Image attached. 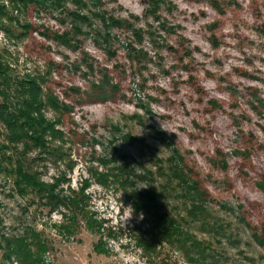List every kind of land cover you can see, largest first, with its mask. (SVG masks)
Returning a JSON list of instances; mask_svg holds the SVG:
<instances>
[{
	"label": "rangeland",
	"instance_id": "obj_1",
	"mask_svg": "<svg viewBox=\"0 0 264 264\" xmlns=\"http://www.w3.org/2000/svg\"><path fill=\"white\" fill-rule=\"evenodd\" d=\"M148 8L146 0H0V68L35 80L54 133L45 149L14 145L0 115V264H24L6 257V240L28 230L48 246L44 264H264L252 236L264 226V0ZM101 15L144 31L140 56L128 59L134 39ZM2 79L0 107L23 110L12 77L7 88ZM104 79L118 88L103 82L101 100L95 86ZM18 164L62 196L82 193L81 210L99 227L87 230L79 214L66 231L70 208L18 195L9 172ZM188 181L207 194L205 221L187 216ZM147 194L151 217L181 218L199 244L153 240L133 208ZM140 238L154 244L142 250ZM99 239L107 254L93 249Z\"/></svg>",
	"mask_w": 264,
	"mask_h": 264
},
{
	"label": "trees",
	"instance_id": "obj_2",
	"mask_svg": "<svg viewBox=\"0 0 264 264\" xmlns=\"http://www.w3.org/2000/svg\"><path fill=\"white\" fill-rule=\"evenodd\" d=\"M14 1L18 4H24L25 0ZM146 2L150 8L153 5L154 0H146ZM149 8L146 11L147 13L150 12ZM98 18L102 19L101 23L109 22L111 28H113L118 33L129 32L131 38H133L134 40H128V43L126 44L127 57L130 60H135L138 56H140L142 50H138L137 47H139L143 41V30L137 29V27L133 25L131 20H126V22L115 17H109L107 20H105L106 16L102 17V15ZM76 19H82V21H85L86 17H80L79 15H77ZM73 31H76V28H73ZM108 38L109 36H107V39ZM107 52L109 53L110 50H107ZM9 73H11L9 72V70H2L0 68V75L3 76V86L7 88L8 86L6 85L7 83H9V79H11L12 77L13 85L16 87L13 91L15 92L14 98H18V100L20 101L18 103L24 106V109L13 110L15 108H12L9 104H3L0 107V115L5 119L6 126L9 131L8 136H6L7 141L15 145L22 142V140H25L23 142L25 146L27 142H30L34 146L45 149L47 147L46 137H50L49 135L53 136L54 133L52 127H49L48 123L45 122L43 115L39 113L42 111V107L44 105V103H41L42 89L38 85H36L35 80H29L27 78H22L18 75H12ZM103 82L113 90H117L118 88L116 84H112L106 79L102 80V82L95 86V88H97L101 92V94L97 96L101 100L106 99L105 87L104 84H102ZM2 94L0 93L1 96ZM10 96H12L11 93L5 96L7 102L10 100ZM25 127L27 128L28 132H30V135L28 133H23V129H25ZM24 149H26V147H24ZM9 172L14 177L13 184L15 185V189L18 195L28 196L31 194H35L39 196L41 200L45 201L46 205L50 208L62 205L70 208V210L73 211V215L68 218V220L71 219V222H68V224L63 226L64 228H66V231L71 230V227L75 223L77 215L79 214L83 219L86 220L85 224L87 230L92 231L93 228H95L94 226H96L97 228L99 227L98 223L92 221L87 213L84 210H81L84 200V196L82 193L73 194L71 197L62 196L60 193H58L57 187L55 185L43 184L36 178V176L32 172L25 170L21 164L15 165L14 168H10ZM173 176H175L176 178L180 177L177 174V170L173 172ZM189 183H191V185L188 187L187 184ZM187 184L185 190L191 201L190 208L189 210H187V216L193 219V221L197 219L205 221V216H207L205 198L207 197V194L205 191L201 190L198 184H195V182L188 181ZM148 195L149 194H147V196ZM150 196L151 195H149V197H146L144 195H141V199H138L139 201H136L133 208L135 209L137 214H144L140 224L147 225L149 230H151V233L155 235L153 240L158 242H160L161 240L163 242H169L172 239H176L177 236L182 235L189 239L187 240L188 242H195V244H199L196 237L192 236L193 233L191 231H183V228L180 225V221H182L181 218L179 221H177V219L166 214H162L161 216H157L156 214H154L151 217L149 213V208L151 206L149 203H151V200H153L154 202L155 200L150 198ZM151 223L154 224L151 225ZM260 231V234L253 233L252 236L255 241L258 242V245L264 247V226ZM96 233L99 232H97L96 230ZM157 235L160 237L159 239H157ZM153 240L148 242L143 238H140L136 243L139 248L144 250L145 248H150V246L154 244ZM6 245L8 249L6 254L7 258L13 255L19 261H21V263L24 264H44L43 255L48 251V246L43 240H41L39 233H35L34 230H28V232H24L22 236L7 239ZM93 249L98 254H107L106 251L101 247L100 239ZM211 264H214L213 261ZM222 264L225 263L222 262Z\"/></svg>",
	"mask_w": 264,
	"mask_h": 264
},
{
	"label": "clouds",
	"instance_id": "obj_3",
	"mask_svg": "<svg viewBox=\"0 0 264 264\" xmlns=\"http://www.w3.org/2000/svg\"><path fill=\"white\" fill-rule=\"evenodd\" d=\"M130 217H131V216H130ZM130 217H128L127 219H129ZM142 218H143V214H141V219H142ZM127 219H126V220H127Z\"/></svg>",
	"mask_w": 264,
	"mask_h": 264
}]
</instances>
